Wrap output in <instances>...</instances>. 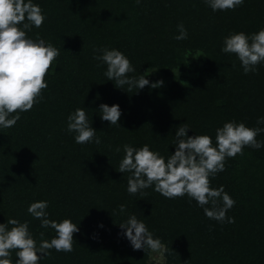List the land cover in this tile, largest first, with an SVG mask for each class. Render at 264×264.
Segmentation results:
<instances>
[{"label":"trees","instance_id":"obj_1","mask_svg":"<svg viewBox=\"0 0 264 264\" xmlns=\"http://www.w3.org/2000/svg\"><path fill=\"white\" fill-rule=\"evenodd\" d=\"M32 2L45 20L27 37L42 38L60 54L40 102L19 113L15 126L0 127V224L27 221L39 246L56 232L40 227L27 209L48 201V219L78 226L71 253L51 249L39 264H264V146H245L209 178L210 187L223 186L235 201L226 213L234 223L209 219L187 195L168 199L154 185L131 195L130 173L117 171L125 144H147L166 159L174 154L176 129L184 123L188 136L209 135L213 146L216 129L226 122L264 127L256 123L264 117V62L245 74L235 54L221 51L230 34L264 29V0L216 12L204 0ZM181 23L186 40L175 39ZM100 48L122 52L135 68L128 76L144 75L150 84L117 89L104 75L107 65L94 59ZM101 104L119 105L121 127L101 119ZM82 107L99 144H77L76 133L67 131L69 114ZM256 139L264 142V132ZM131 215L161 240L162 261L150 250H133L119 227ZM10 259L15 264L16 250Z\"/></svg>","mask_w":264,"mask_h":264},{"label":"clouds","instance_id":"obj_2","mask_svg":"<svg viewBox=\"0 0 264 264\" xmlns=\"http://www.w3.org/2000/svg\"><path fill=\"white\" fill-rule=\"evenodd\" d=\"M204 2L216 12L235 10L244 0ZM44 20L42 9L32 0H0V127L15 126L20 119L19 113L27 112L34 104L39 103L43 98L42 90L48 87L45 77L60 50L42 38L33 40L26 35L33 26L40 28ZM177 29L179 35L175 39L186 40L188 33L184 25L179 24ZM223 44L221 51L235 54L245 74L255 73L257 66L264 62V29L251 35L244 32L230 34L224 38ZM94 51L101 53L94 56V59L107 65L104 75L107 80L115 82L117 89H123L127 85V91L131 92L150 84L144 75L138 78L128 76V73L135 72V68L119 50L100 48ZM162 84L161 80L150 86L157 88ZM13 113L16 115H12ZM99 113L101 119L108 121L110 126H120L118 121L122 113L119 105L101 104ZM67 119V131L76 133L75 143L82 145L101 142L96 136L97 131L89 123L86 109L77 108ZM256 123L264 124V117L258 118ZM189 129L187 123L176 129V150L167 159L159 152L150 150L147 144L141 148L125 144V155L117 171L130 173L127 191L131 195H143L144 189L154 185V190L168 199L187 195L203 208L209 219L234 223V218L227 217L226 213L235 205V201L223 186L218 189L210 187L209 178L225 170L226 158L243 155L245 146L253 149L264 146V142L256 139L264 132V127L249 128L243 122H226L223 127L216 129L215 146L209 135L188 136ZM120 150L119 147L116 148L117 152ZM48 206V201H37L27 209L33 218L40 220V227L51 228L56 232L51 240L41 239L39 246L29 231L27 221L21 223L17 219H8L7 223L0 224V264H13L10 259L13 250H16L18 258L15 264H39L40 260L51 255V249L64 253L74 250L73 234L79 231L78 226L71 219H64L59 223L48 219ZM119 210L124 212L125 206L120 205ZM9 225L12 226L10 229ZM119 227L126 230L124 235L134 251L143 249L162 253L166 250L161 240L154 238L145 223L135 215H131ZM40 236L43 238L44 233H40Z\"/></svg>","mask_w":264,"mask_h":264},{"label":"rangeland","instance_id":"obj_3","mask_svg":"<svg viewBox=\"0 0 264 264\" xmlns=\"http://www.w3.org/2000/svg\"><path fill=\"white\" fill-rule=\"evenodd\" d=\"M189 72V71H188ZM153 260L154 261H157V262H160L163 260V255L162 253H159V252H153Z\"/></svg>","mask_w":264,"mask_h":264}]
</instances>
